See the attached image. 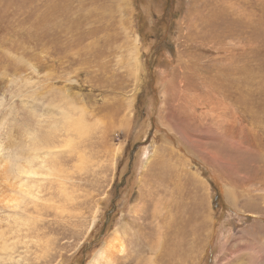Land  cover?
Wrapping results in <instances>:
<instances>
[{"label": "rangeland", "instance_id": "rangeland-1", "mask_svg": "<svg viewBox=\"0 0 264 264\" xmlns=\"http://www.w3.org/2000/svg\"><path fill=\"white\" fill-rule=\"evenodd\" d=\"M0 125V264H264V0H0Z\"/></svg>", "mask_w": 264, "mask_h": 264}, {"label": "bare ground", "instance_id": "bare-ground-1", "mask_svg": "<svg viewBox=\"0 0 264 264\" xmlns=\"http://www.w3.org/2000/svg\"><path fill=\"white\" fill-rule=\"evenodd\" d=\"M71 126H72V124H71ZM1 168H3V167H1ZM30 169L32 170V168H30ZM30 169H29V167H18V170L16 172L17 175H14V177L8 175V176H4L0 179V201H3L5 203L10 202V201H14V204H15V201H18L17 197H15L14 195L6 194V193H9V191H16V192L18 191L20 193H23V189L21 188L22 186H18V188H15L14 185L16 182H18L21 174L23 176L24 175H26V176L32 175L33 172H31ZM34 172H36V171H34ZM14 181H15V183H14ZM3 188H5V189L2 190ZM25 191H26V189H25ZM16 203H18V202H16ZM118 237H119V235L114 236L113 238H111L109 240H105V242L100 247L98 254L96 253V255H98L97 258H100V259L106 261L108 264L111 263L112 261L116 260L117 257L119 258V254H121L125 251V247H124L122 240Z\"/></svg>", "mask_w": 264, "mask_h": 264}, {"label": "trees", "instance_id": "trees-1", "mask_svg": "<svg viewBox=\"0 0 264 264\" xmlns=\"http://www.w3.org/2000/svg\"><path fill=\"white\" fill-rule=\"evenodd\" d=\"M219 203L221 204L220 196H219V194L217 193V191L214 190V194H213V196H212V207H213V209L216 210L217 205H218Z\"/></svg>", "mask_w": 264, "mask_h": 264}, {"label": "snow or ice", "instance_id": "snow-or-ice-1", "mask_svg": "<svg viewBox=\"0 0 264 264\" xmlns=\"http://www.w3.org/2000/svg\"><path fill=\"white\" fill-rule=\"evenodd\" d=\"M0 126H3V125H0ZM101 264H106V261L102 260Z\"/></svg>", "mask_w": 264, "mask_h": 264}]
</instances>
